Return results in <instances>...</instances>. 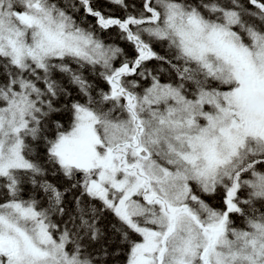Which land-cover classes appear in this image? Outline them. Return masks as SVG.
<instances>
[{
	"label": "snow or ice",
	"instance_id": "obj_1",
	"mask_svg": "<svg viewBox=\"0 0 264 264\" xmlns=\"http://www.w3.org/2000/svg\"><path fill=\"white\" fill-rule=\"evenodd\" d=\"M0 264H264V0H0Z\"/></svg>",
	"mask_w": 264,
	"mask_h": 264
},
{
	"label": "trees",
	"instance_id": "obj_2",
	"mask_svg": "<svg viewBox=\"0 0 264 264\" xmlns=\"http://www.w3.org/2000/svg\"><path fill=\"white\" fill-rule=\"evenodd\" d=\"M113 36H114V34H113ZM118 43H119V41H117Z\"/></svg>",
	"mask_w": 264,
	"mask_h": 264
}]
</instances>
